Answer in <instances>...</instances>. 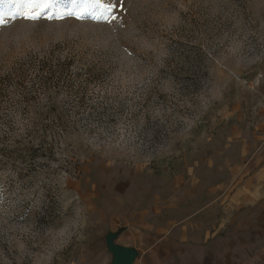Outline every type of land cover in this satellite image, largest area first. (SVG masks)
Returning a JSON list of instances; mask_svg holds the SVG:
<instances>
[{
  "label": "rangeland",
  "instance_id": "obj_1",
  "mask_svg": "<svg viewBox=\"0 0 264 264\" xmlns=\"http://www.w3.org/2000/svg\"><path fill=\"white\" fill-rule=\"evenodd\" d=\"M100 2L119 19L0 3V264H115L160 182L264 165V0Z\"/></svg>",
  "mask_w": 264,
  "mask_h": 264
},
{
  "label": "crops",
  "instance_id": "obj_2",
  "mask_svg": "<svg viewBox=\"0 0 264 264\" xmlns=\"http://www.w3.org/2000/svg\"><path fill=\"white\" fill-rule=\"evenodd\" d=\"M117 215L110 236L132 264H263L264 165L256 158L229 179L175 176Z\"/></svg>",
  "mask_w": 264,
  "mask_h": 264
},
{
  "label": "snow or ice",
  "instance_id": "obj_3",
  "mask_svg": "<svg viewBox=\"0 0 264 264\" xmlns=\"http://www.w3.org/2000/svg\"><path fill=\"white\" fill-rule=\"evenodd\" d=\"M77 0H70V6L61 7V0H0V3H7L10 8L7 15L16 18L20 17L29 22H38L46 19L51 21L55 16L57 19L74 17L81 19L85 15H90L94 20H102L111 24L119 17L117 16L116 3H101L100 0H92L90 7H75ZM119 11H125L123 0H120ZM5 13L0 12V24L6 23Z\"/></svg>",
  "mask_w": 264,
  "mask_h": 264
},
{
  "label": "water",
  "instance_id": "obj_4",
  "mask_svg": "<svg viewBox=\"0 0 264 264\" xmlns=\"http://www.w3.org/2000/svg\"><path fill=\"white\" fill-rule=\"evenodd\" d=\"M107 245L116 259L115 264H132L133 253L116 246L111 236L108 238Z\"/></svg>",
  "mask_w": 264,
  "mask_h": 264
},
{
  "label": "built area",
  "instance_id": "obj_5",
  "mask_svg": "<svg viewBox=\"0 0 264 264\" xmlns=\"http://www.w3.org/2000/svg\"><path fill=\"white\" fill-rule=\"evenodd\" d=\"M110 220H111V222H112V223H114V222H115V220H114V219H110Z\"/></svg>",
  "mask_w": 264,
  "mask_h": 264
},
{
  "label": "trees",
  "instance_id": "obj_6",
  "mask_svg": "<svg viewBox=\"0 0 264 264\" xmlns=\"http://www.w3.org/2000/svg\"><path fill=\"white\" fill-rule=\"evenodd\" d=\"M49 150H52V148H50Z\"/></svg>",
  "mask_w": 264,
  "mask_h": 264
}]
</instances>
